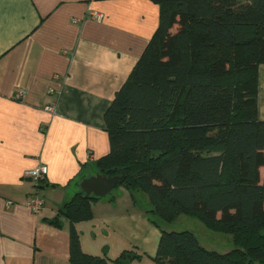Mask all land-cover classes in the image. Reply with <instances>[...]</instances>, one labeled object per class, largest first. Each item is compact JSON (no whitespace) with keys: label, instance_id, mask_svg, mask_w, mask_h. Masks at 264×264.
I'll use <instances>...</instances> for the list:
<instances>
[{"label":"trees","instance_id":"trees-1","mask_svg":"<svg viewBox=\"0 0 264 264\" xmlns=\"http://www.w3.org/2000/svg\"><path fill=\"white\" fill-rule=\"evenodd\" d=\"M154 1L157 27L104 113L109 150L94 172L124 175L113 189L147 195L160 230L153 264H264V120L256 111L264 0ZM100 198L79 190L48 220L60 227L58 217L67 219L70 264L139 260L126 249L113 259L81 249L75 224L92 218ZM179 214L232 246L210 249L192 230L158 223Z\"/></svg>","mask_w":264,"mask_h":264},{"label":"crops","instance_id":"crops-1","mask_svg":"<svg viewBox=\"0 0 264 264\" xmlns=\"http://www.w3.org/2000/svg\"><path fill=\"white\" fill-rule=\"evenodd\" d=\"M158 15L154 0H0V264H70L68 221L59 216L55 227L48 220L109 150L104 113ZM256 111L264 120V63L257 68ZM41 164L47 173L39 181L24 175ZM33 195L43 203L36 213L25 207ZM112 198L94 201L92 218L75 224L81 249L109 259L131 250L141 258L124 264H153L160 230L129 207L116 218ZM108 227L116 240L111 250L88 240Z\"/></svg>","mask_w":264,"mask_h":264},{"label":"rangeland","instance_id":"rangeland-1","mask_svg":"<svg viewBox=\"0 0 264 264\" xmlns=\"http://www.w3.org/2000/svg\"><path fill=\"white\" fill-rule=\"evenodd\" d=\"M80 190V187H79ZM114 195V203L112 205V214L116 218H123L126 214V207H129L128 213H142L145 214V217L147 221L151 223V215L148 214L146 211L150 206L148 203L147 195L143 193L142 191L136 193L135 199L131 197L129 192L123 187V186H118L117 188L112 190L111 195ZM45 194L42 192L40 193L41 199H43ZM138 199V200H137ZM128 200V203H127ZM127 203V206H126ZM157 218V217H154ZM158 221V219H156ZM159 225L161 227L169 229H192L193 232L196 234L198 237L199 241L206 246L207 248L210 249H217V250H226L232 246L231 241L226 239L228 236L217 233L214 231H211L207 229L205 226H203L196 218L185 215V214H179L172 222H162L158 221ZM154 226V225H153ZM156 227V226H155ZM172 227V228H170ZM101 230V228L97 229L96 228V236L94 237L93 234H90L88 237V240L93 243V245L97 244L99 241L109 245V250L112 249V247L116 244L115 237L108 227V229ZM222 239L223 241H220ZM146 258V257H145ZM147 262V259H145V263Z\"/></svg>","mask_w":264,"mask_h":264},{"label":"water","instance_id":"water-1","mask_svg":"<svg viewBox=\"0 0 264 264\" xmlns=\"http://www.w3.org/2000/svg\"><path fill=\"white\" fill-rule=\"evenodd\" d=\"M123 179L124 175L106 176L95 173L82 178L79 182V187L86 197H104L112 191L118 182H122Z\"/></svg>","mask_w":264,"mask_h":264},{"label":"built area","instance_id":"built-area-1","mask_svg":"<svg viewBox=\"0 0 264 264\" xmlns=\"http://www.w3.org/2000/svg\"><path fill=\"white\" fill-rule=\"evenodd\" d=\"M89 17L92 19H95V20H99L102 18V14L98 13V12H91V13H89ZM51 92H52V90H51ZM45 109L48 110L49 112H54V105L49 104V105L45 106ZM46 173H47L46 165L41 164L40 166H38L36 168L29 169V170L25 171L24 175L26 177L32 179L34 182H37L40 179H42ZM42 205H43L42 200L39 197H37L36 195L29 197L25 201V207L33 213L40 211V209L42 208Z\"/></svg>","mask_w":264,"mask_h":264}]
</instances>
